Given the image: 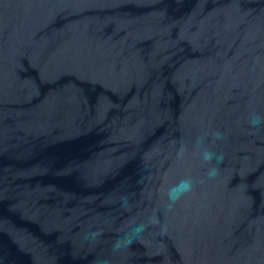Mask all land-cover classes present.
<instances>
[{
	"label": "water",
	"instance_id": "95a60500",
	"mask_svg": "<svg viewBox=\"0 0 264 264\" xmlns=\"http://www.w3.org/2000/svg\"><path fill=\"white\" fill-rule=\"evenodd\" d=\"M253 117L264 0H0V264H264Z\"/></svg>",
	"mask_w": 264,
	"mask_h": 264
},
{
	"label": "clouds",
	"instance_id": "9594fccd",
	"mask_svg": "<svg viewBox=\"0 0 264 264\" xmlns=\"http://www.w3.org/2000/svg\"><path fill=\"white\" fill-rule=\"evenodd\" d=\"M262 122H264V121H262L258 117H253V119H252L253 126L260 125ZM205 159L209 160V161L212 159H215L219 163L222 161L223 158H222V156H217L213 153L206 152L205 153ZM190 189H191V182L190 181H187V180L181 181L180 185H178L176 188L171 190L170 199L175 201V200L179 199L180 195H182L183 192L189 191Z\"/></svg>",
	"mask_w": 264,
	"mask_h": 264
}]
</instances>
